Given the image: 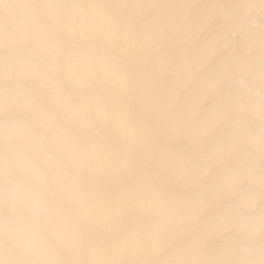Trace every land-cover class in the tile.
<instances>
[{
	"label": "bare ground",
	"instance_id": "1",
	"mask_svg": "<svg viewBox=\"0 0 264 264\" xmlns=\"http://www.w3.org/2000/svg\"><path fill=\"white\" fill-rule=\"evenodd\" d=\"M0 264H264V0H0Z\"/></svg>",
	"mask_w": 264,
	"mask_h": 264
}]
</instances>
